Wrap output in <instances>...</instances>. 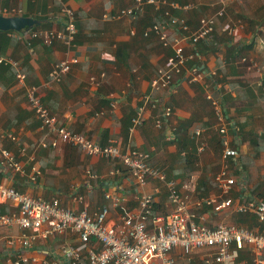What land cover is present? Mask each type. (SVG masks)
Returning <instances> with one entry per match:
<instances>
[{"label":"crops","instance_id":"0c3cea01","mask_svg":"<svg viewBox=\"0 0 264 264\" xmlns=\"http://www.w3.org/2000/svg\"><path fill=\"white\" fill-rule=\"evenodd\" d=\"M188 9L170 8L172 16L184 17L195 28L199 17L222 11L216 19L212 39L198 45L197 62L205 70L217 72L218 88L223 95L225 115L231 122L229 144L238 150L237 166L228 162V174L245 182V193L264 202V0H166ZM75 16L76 33L70 47L54 41L44 44L31 38L32 30L57 28L60 4L56 0H0V15L23 16L36 22L23 31L0 33V54L16 61L0 63V160L1 150L10 151L20 162L21 170L0 163V181L20 192L46 199L57 197L68 208L79 207L71 195H84L93 212L105 200V191L127 197V205H136L137 189L129 172L117 159L84 154L79 146L59 144L42 146L47 136L27 103L28 87L56 118L71 132L79 133L98 145L115 143L121 152L137 149L149 154L148 164L158 167L168 177L182 184L189 178L196 183L198 194L217 191L214 177L220 171L221 140L217 119L199 83H190L181 74L174 75L176 91H163L165 105L171 114L161 128L154 125L156 109L147 107L143 123L129 130L141 105L142 97L170 51L152 34L143 31L168 9L150 4L135 18H113L119 9L133 5L134 0H63ZM107 17H103L104 13ZM232 33L223 30L225 24ZM190 50L189 48H186ZM78 57L59 81L50 77L53 66L62 59ZM17 72L24 77L18 80ZM174 127L177 139L167 141L165 134ZM201 128L199 139L194 131ZM11 134L13 138L9 136ZM204 149L197 151L199 143ZM19 144L25 145L20 154ZM35 168L37 171L33 170ZM89 170L96 177H89ZM155 190L156 211L167 212L165 188L156 180L146 185ZM232 196L236 192L232 191ZM2 214L17 211L2 203ZM206 223H237L239 214L230 210L211 212L207 207ZM110 209L107 220L114 219ZM242 225V224H240ZM256 227V226H255ZM254 228V227H252ZM17 226L0 227V263L11 254L44 255L55 242L34 241L28 248L10 245L8 240L19 235ZM63 239L75 241L73 233ZM176 264H202L195 256L191 261L174 249ZM264 264V256L262 258ZM34 264V263H27ZM236 264H252L249 247L240 251Z\"/></svg>","mask_w":264,"mask_h":264},{"label":"built area","instance_id":"2783aa9c","mask_svg":"<svg viewBox=\"0 0 264 264\" xmlns=\"http://www.w3.org/2000/svg\"><path fill=\"white\" fill-rule=\"evenodd\" d=\"M59 2L60 15L58 27L49 30H32L31 38H39L44 44L59 41L70 47L76 33L73 11ZM133 5L119 9L113 18H135L143 12L144 4H152L156 9L166 6L168 9L160 13V18L144 29L143 34L154 35L161 45L170 53L163 66L159 67L150 83L149 92L142 97L141 105L132 119L129 128L132 131L143 123L144 110L149 107L157 110L154 125L161 128L167 122L171 108L165 105L163 91L175 92L174 75H184L190 83H199L204 89V96L210 102L217 119V130L222 145L221 159L223 165L214 177L217 191L207 195L197 193L193 178L182 184L167 176L158 167L148 164L147 152L130 149L121 152L118 145L109 143L104 146L86 136L71 132L64 125L56 124V118L42 104L36 88L28 87L26 99L39 120L40 128L46 130L47 136L42 146L57 147L59 144L79 146L89 156H102L117 159L129 172L137 194L134 196L135 207L129 208L127 197L115 191H105V202L93 212L89 210V202L84 195L75 193L72 199L79 207L71 209L63 206L57 197L46 199L20 192L0 181V202L17 208L9 215H0V227L17 226L21 232L8 240L10 245L17 243L28 248L34 241L55 242L49 246L44 255H26L17 252L9 255L2 264H176L173 251L181 250V257L191 261L198 256L202 264H236L240 251L249 247L252 264H263L264 256V202L254 195L245 193L243 179L228 174V162L237 166L239 152L229 144L231 122L225 115L223 95L218 88L215 70H205L197 62L198 45L208 44L212 39L216 19L222 11L199 17L195 28L190 27L184 17L172 16L170 8L188 9L189 5L179 6L166 0H134ZM104 13L103 17H107ZM223 30L232 33L234 27L227 23ZM189 48L190 50H187ZM17 62L0 54V63ZM78 62V57L62 59L50 72L54 81H59L70 69L71 64ZM24 75L17 72L18 80ZM165 134L167 141H174V127L169 126ZM201 128L194 131L199 139ZM11 138L13 136L9 134ZM204 149V142L199 143L197 151ZM26 146L19 144L20 154L24 155ZM0 163L21 170V164L8 150H1ZM33 170L37 171L35 168ZM89 177H96L89 170ZM150 180H156L165 188L167 212H159L153 208L155 191H145ZM232 191L236 196H232ZM207 207L211 212L219 213L230 210L234 213H248L255 216L258 226L249 228L237 223H206L205 213L197 209ZM110 209L114 219L107 217ZM73 233L75 241H67L62 237ZM1 264V263H0Z\"/></svg>","mask_w":264,"mask_h":264},{"label":"water","instance_id":"95a60500","mask_svg":"<svg viewBox=\"0 0 264 264\" xmlns=\"http://www.w3.org/2000/svg\"><path fill=\"white\" fill-rule=\"evenodd\" d=\"M35 20L23 16H4L0 15V31H23L28 26L35 24Z\"/></svg>","mask_w":264,"mask_h":264},{"label":"trees","instance_id":"16d2710c","mask_svg":"<svg viewBox=\"0 0 264 264\" xmlns=\"http://www.w3.org/2000/svg\"><path fill=\"white\" fill-rule=\"evenodd\" d=\"M152 5V4H150ZM160 17H157L156 16V19L155 21H157ZM155 21H153L152 23H154ZM151 23V24H152ZM150 24V25H151ZM9 31H0V33H7ZM203 44H206V43H200V45H203ZM218 81V79H216ZM175 138L177 139L176 135H175ZM157 207L156 203L154 202L153 203V208L155 209ZM0 208H1V205H0ZM1 210V209H0ZM10 212L8 213H5V215H9ZM0 215H3L2 212L0 211ZM238 221L240 224L242 225H245L249 228H252V227H255V226H258L259 228H263L256 220L255 216L251 215V214H248V213H239V218H238Z\"/></svg>","mask_w":264,"mask_h":264}]
</instances>
